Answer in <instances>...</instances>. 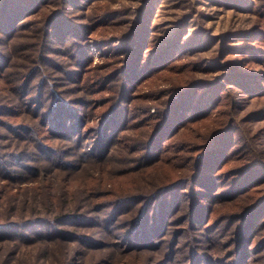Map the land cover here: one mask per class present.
<instances>
[{
    "label": "trees",
    "instance_id": "1",
    "mask_svg": "<svg viewBox=\"0 0 264 264\" xmlns=\"http://www.w3.org/2000/svg\"><path fill=\"white\" fill-rule=\"evenodd\" d=\"M76 1L81 2L82 0H66L65 3L62 2L63 4L59 9H55L50 15L39 18L38 21H33L35 24L41 23L39 28L42 27L41 29L44 32L42 38L45 40L43 42L45 48L54 50L51 47L52 45L47 42L53 43L55 39L63 40L65 31L70 27L77 30H72L71 33L85 32L84 30L92 29L98 23L109 26L111 22L115 21L113 19L119 15L116 11L107 9L98 15L96 13L93 16L90 14L95 23L70 25L72 20L66 16L64 7L67 8V3H76ZM248 1L245 3L241 0H232V4L255 11L258 15L255 23L250 27H241L226 32L224 40L214 47L208 45L204 40V33L201 32L200 26H197L190 33L187 32L188 18H183L181 22H177L178 24L176 22L172 23L165 30L164 35H159L156 41L154 39L152 42L147 41V43L150 25L146 17L144 21L143 18L138 17L134 22V24L136 22L138 24L132 27V31L114 34L115 31L110 30L111 33L107 34L108 38H104L105 41L99 40L103 44H97L94 46V50H98L102 56L117 58L120 63L116 67L118 70L113 71V73L116 72L115 74H104L101 78L109 87L111 85L116 86L114 84L115 79L124 82L112 98L111 104L101 113L97 125L89 128V130L92 129L90 132H93L90 137L89 130L88 135L87 133L78 135L87 123L82 121L83 115L80 112V108L84 105L76 106L74 104L84 101L81 100L82 98L60 99L56 90L51 87L53 90L50 91L49 88L48 90L49 93L53 94V100L49 103L47 109H43V102L40 97L44 93V87L48 86L49 83V75L44 74L46 69L38 64L31 69L27 67L25 75H23L22 64H19V67L14 62L13 52L15 53V50L10 47L8 40L14 43L15 38L21 36L22 27L25 25L24 18L35 12L36 8L45 3L46 0H0V34L1 37L7 40L4 44L5 47L0 49V80L3 79L5 82L8 80L10 83L2 89L1 93L3 99H11L14 102L6 105L0 101V114H2L0 116L3 117L4 114L12 117L22 115V102H25L29 104L23 105L24 112L32 113L30 115L38 117L43 122L41 129H39L21 122L11 123L10 120H7L8 118L1 120V124L6 128L5 133L1 134L4 136L7 133L6 139L14 136L13 139L17 141L15 146H19L14 149L15 151H0V179L15 180L0 183V204L7 205L5 210L13 202L11 191L14 183L18 182L16 181L18 174L22 175V167L29 168L28 162L22 161V155L31 153L32 150L36 154H40L38 152L40 149L45 153V157H51L52 152H56V150H58V154H61V146L63 148L69 146L72 147L73 152L75 151L74 148L78 150L80 156L76 161H73L74 164H77L98 160L103 163L107 159L114 158L113 155L119 150H126L128 154H132L140 148L142 151L138 153L136 160H134L135 163L132 161L134 167L130 169L140 171L149 169L151 166L155 167L157 163H162L164 156L163 144L165 141L168 142L169 139H173V143L171 142L172 145L175 144L173 148H178L183 152L181 155L180 153H174L173 158L183 157L185 159L183 164L187 166V168L182 169V175H178L151 192L126 193L114 200H104L97 205L93 213L88 212L90 208L82 209L81 207L76 210L73 209L72 205H61L52 210L47 208L50 203L47 201V213L45 214L26 219L9 217L6 220V217H0V240H13L18 243L39 242L43 244H48L59 238L63 242L73 240L78 248L71 257H65L62 263L84 264V261L79 258L88 253L91 248L102 247L104 243L99 238L106 234L107 237H112V235L122 237L123 247L131 253L151 252L153 258L157 255L154 264H187L188 261L195 264L198 255L201 254L198 249L199 246L192 240L197 239V237H192L190 242L186 243L189 245L188 251L184 247L181 250V248L178 249L174 245L175 242L178 243V238H180V235L176 233H173L167 245L164 244L167 240L164 239V236L167 232L166 226L169 223L170 216L175 214L180 207L189 206V208L186 207L189 211L187 213L193 215L192 225L195 227V221L203 224L204 217L201 214L210 206V203H216L217 205L230 204L227 210L224 211L225 215H221V218L216 219L213 222L214 225L209 227L216 228L223 220L228 222L238 221V225L232 231L234 235H230L228 249L222 251L223 243H220L221 246L214 249L216 244L213 243L214 238L211 239L212 235L205 236L206 240L212 242V244L209 248L204 249L205 251L211 250L212 255H208V257L213 260H225L224 258H226L228 264H254L252 260H256V254L263 255L260 250L264 248V245H262L264 244V238L263 240H255L256 235L261 233V227L264 226V214L259 217V213L264 208V158L262 157L264 153L262 149L256 146L258 138L256 131L247 130L245 132L241 125L243 123L242 119L237 118L233 113L232 115L230 113L226 114L229 105L236 107L244 100L251 102L253 98L264 96V46L258 44L260 42L258 38L264 37V0H259L254 6L251 4L252 0ZM151 6L152 3L149 8ZM139 18H141V24H139ZM80 27H83L82 30ZM32 33L38 36L34 31ZM250 36H254V39L249 38ZM228 40H235L236 42L228 43ZM202 49H212V53L208 57L202 56L199 59H190L184 70L193 72L191 67L195 68L201 65L202 68H198L205 72L203 76H195L189 73L185 82L171 83L168 85L169 87H165L163 93L160 91L157 96H153L152 98L156 102H147L148 104L140 105L135 116L133 113H129V110H131L129 101L134 99V94H132L134 85L143 82L144 79L150 76L162 74L167 68L172 69L180 66V60L188 57V55H197L196 52ZM90 50V48H80L79 52L82 53L79 56L80 66L83 65L84 61L90 59ZM120 53H125V57H117ZM229 53H236L237 55L229 57ZM41 59L50 61V64H53V61L44 57L43 54ZM7 62L12 67H18V69H14L12 72V67L9 64L7 66ZM77 70V73H80V69ZM214 71L216 73L213 74ZM37 73L40 74L39 77L44 76V79L38 84L33 83V78ZM65 73L67 74V71ZM6 74L17 75L13 79L12 76L8 78ZM10 86L11 88L8 90ZM35 88L36 91L31 93V90ZM153 104L155 107H152ZM151 108L154 109L151 110ZM142 113H145L149 118V122L152 121L153 124L149 130L150 132H147V130L145 132L144 138L147 137L146 140L136 142L130 146L129 143H126L127 141H123V136L126 135L124 132L128 122H133L134 117L140 116ZM66 114L67 117L63 118ZM220 114L227 115H225V120H223L224 118L223 121L220 120L219 124L214 125L211 130L209 128L205 131L202 130L198 135L193 134L192 137L185 135L180 138V133L189 129H196L200 123L206 124L207 121L216 118ZM243 118L245 119V117ZM246 118L247 120L264 118V106L251 109ZM22 127L32 134L34 139L32 142L23 141L22 145L25 136L22 133ZM47 128H52L51 131L56 140H62L59 141L61 144L58 147H54L45 141L52 136ZM259 129L264 133V124ZM8 131H11V133L9 134ZM12 131H14V134ZM45 131L46 133H44ZM178 135L181 141H177ZM71 136L74 139L69 138ZM241 138L244 144H247V141H253L249 146L252 149L253 156L249 160H243L242 158H245V156L239 158L241 154H235L238 150H235L233 146L238 145ZM168 144L167 149L172 148L171 144ZM241 148L242 145L239 149ZM109 154L112 156L111 158ZM30 156L33 157L32 154ZM38 157L41 156L34 155L35 159ZM234 158H237L236 161L239 160L240 163L235 167H232L233 165L228 166L229 161ZM68 159L69 157H67V160L61 158L57 162L65 165L66 161H70ZM125 160H129L128 156ZM221 167L222 169H220ZM32 168L30 172L36 174ZM190 168L191 170H189ZM42 178L45 179L46 176H42ZM44 185L47 188V184ZM253 186H256L254 188H260L263 192L248 203L241 202V198H249L250 193L248 190ZM177 189L180 190L178 195L183 197L181 200H185V195L189 194L187 203L182 204L181 200L180 204L177 203L176 199L179 197H175L174 194ZM184 189H190V191L184 192L186 191ZM91 190L92 188L86 187L83 193L90 194ZM170 194L171 196L173 194V198L171 197L172 202L167 199ZM199 195L205 200L203 204L199 203L201 201L197 199ZM54 203L60 204V202ZM125 207L128 208L125 209ZM69 208L73 210H69ZM197 208L200 209L197 210ZM123 213L129 217L121 218L120 216ZM2 214H5V212ZM166 215L170 216L165 217ZM117 218H121V222L115 225ZM226 225L231 227L230 223ZM116 226H125V228L122 232L115 233L114 227ZM184 253H186L185 256H183ZM171 259L175 261H171Z\"/></svg>",
    "mask_w": 264,
    "mask_h": 264
},
{
    "label": "rangeland",
    "instance_id": "2",
    "mask_svg": "<svg viewBox=\"0 0 264 264\" xmlns=\"http://www.w3.org/2000/svg\"><path fill=\"white\" fill-rule=\"evenodd\" d=\"M65 1L66 0H46L45 3L39 5L35 12L24 18L25 25L22 27L21 36L16 37L14 43L10 40H8V42L11 45L10 47L15 50V53L13 52L15 58L14 62L18 66L19 64H22V71H24V73L22 72L23 75H25L27 67H30L31 69L38 64L46 69V73L44 74L49 75V83L48 86L44 87V93L40 97L43 102V109H47L49 103L53 100V94L49 93V90H53L52 88L56 90L60 99L64 98L65 100H71L82 98L81 100H84L79 102V104L74 103L76 106L84 105L80 108V112L83 115L82 121L87 122L82 127L83 130L79 132L78 135L80 133H87L88 135L89 128L97 125L101 113L111 104L112 98L117 94L124 82L120 79H115L114 84L116 86L111 85L109 87L101 78L104 74H111L113 71H117L118 69L116 67L119 66L120 63L119 59L102 56L98 50H94V46L97 44L102 45L103 43L100 41H105L106 39L104 38H108L107 34L111 33L110 30L115 31L114 34L129 32L132 31V27L135 25L137 26L138 22L135 24L134 22L138 17L143 18V21L147 18L150 25V29L147 34V43V41L152 42L154 39V41H156L157 36L159 35H164L165 30L168 29L172 23L181 22L183 18H188L187 20L189 21V26L187 32L190 33L197 26H200L202 29L201 32L204 33V40L208 43V45L214 47L218 46L221 41L224 40L226 32L236 30L241 27H250L253 23H255L258 16L255 11H251L249 8H240L233 5L232 0H230L231 2L229 0H82L81 2L76 1V3H67L68 7H64V10H66V16L72 20L71 23L69 22L70 25L92 24L94 22V18L90 17V14H92V16L95 13L98 15L107 9L109 11H116L119 15L113 19L115 21L111 22L109 26H103L101 23H98L95 24L92 29L85 28V32H73L74 35L71 31L77 30L70 27L68 29L70 31H65V37L63 40L55 39V42L53 43L47 42L52 45L51 47L54 48V50L45 48L43 43L45 40L42 38L44 32L41 29L42 27L39 28L41 23L35 24L33 21H38L39 18H44L46 15H50L52 11L59 9V7L63 4L62 2L65 3ZM241 1L245 3L249 2L248 0ZM252 1L253 2L251 4L254 6L259 0ZM151 3L152 6L149 8ZM147 7L148 9L146 10ZM140 12H142L141 15H139ZM141 18L138 19V21H140L139 24H141ZM82 28L83 27H80L81 30ZM33 31L38 34V36L33 35ZM1 36L2 35L0 34V49H3L7 40ZM249 38L254 39V36H250ZM65 39L67 41H64ZM258 39L260 40L258 44L264 46V37ZM64 42L65 44H63ZM232 42L235 43L236 41L228 40V43ZM81 47L91 49L90 59L88 61H84L82 66L79 64V56L82 54L79 52ZM210 53H212V49H202L199 52H196L197 55H188V57L180 60V66L172 69L167 68V70L162 74L150 76L139 84H136L135 82L136 85L132 88L134 99H130L129 101V104H131V110H129V113L131 112L135 116L137 113L136 110H138L140 105L156 102V100L154 101L152 98L153 96H157V93L160 91L163 93L165 91V87H169L168 85L171 83L185 82L189 73L195 76H203L205 72L200 69L202 68L201 65L198 66L200 68L191 67L193 72H187L184 69L189 64L188 61L190 59H199L202 56L208 57ZM42 54L44 57L51 59L53 64H50V61L41 59ZM125 55V53H120L117 57H125ZM228 55L229 57H234L237 54L229 53ZM8 64L9 63L7 62V66ZM9 66H11V64H9ZM14 69L17 70L18 67L13 66L11 71L13 72ZM77 69H80V73H77ZM66 71L67 74L65 73ZM214 73L216 72L214 71L213 74ZM16 75L6 74L8 78L12 76L13 79H15ZM39 75V73L36 74L35 78H33V83L38 84L44 79V76L39 77ZM9 84L8 80L7 82L3 79L0 80V101L6 105L14 103L11 99H3V94L1 93L2 89ZM36 84L34 85L36 86ZM10 88L11 86L8 90ZM35 91L36 88L31 90V93ZM160 98L162 97L160 96ZM26 104L28 105L29 103L22 102V115L20 116L12 117L6 116V114H4V118L0 116V151L11 152V150L15 151L14 149L19 147L15 146L17 141L16 139H13L14 136L12 138L8 136L10 138L6 139L7 133L6 135L4 134V136L1 134L5 133L6 129L3 127V124H1V120L8 118L7 120H10L11 123L21 122L22 124L35 126L41 129L43 125L42 120L38 117L30 115L32 113L24 112L23 105ZM153 106L154 104L152 107ZM261 106H264V96L253 98L251 102L244 100L236 107L234 105H229L227 106L228 111L226 114L230 113V115H232L233 113L237 116V118L242 119L243 123L241 125L245 129V132L247 130L251 132L256 131L258 135L256 146L257 148L262 149L264 153V133L259 129L262 124H264V118L257 120H247L246 118L251 109ZM153 109L154 108H151V110ZM225 115L220 114L216 118L207 121L206 124L200 123L196 129L193 128L180 133V138L185 135L187 137H192L193 134L198 135V133L200 134L202 130L205 131L209 128L211 130L214 125L219 124L220 120H225L227 116ZM66 117L67 114L63 116V118ZM243 117H245V119ZM69 122H71V120H69ZM152 124V121L149 122V118L145 115V113L134 117V121L128 122L127 124V128L124 132L126 135L123 136V141H127L126 143H129L130 146H132L136 142L146 140L147 137L144 138L145 132L146 130L147 132H150L149 130L151 129ZM51 129L47 128L48 132L52 134V136L44 140L52 144L54 147H58L61 144L59 141L62 140H56ZM91 130L92 129H90L89 132ZM8 132L9 134L11 133V131ZM12 132L14 134V131ZM75 132L76 130L74 133ZM22 133L25 134L23 137L24 139L22 140V145L24 143L23 141L28 140L32 142V140H34L32 134L23 127ZM44 133H46V131ZM92 134L93 132H90L89 136L91 137ZM69 138L74 139L73 136ZM180 138L178 135L177 141H181ZM172 140L173 139H169L168 142L165 141L163 144L164 156L162 158V163H157L155 167L151 166L149 169L142 168L144 170L140 171L130 170L131 167H134L132 161L135 163L134 160H136L138 153L142 151L140 148L132 154H128L126 150H119L115 153V155H113L114 158H111L112 156L109 154L111 159H107V161L103 163L98 160L96 162L86 161L77 164H74L73 161H76L80 156L78 150L74 148L75 151L73 152V150H71L72 147L69 146L67 148H63V146H61V154H58V150H56V152H52L53 154L50 155L51 157H45V153L40 149L38 150L40 154H36L34 150H32L31 153L29 152L22 155V161L28 162L29 168L22 167V175L18 174L17 176L18 179L16 181L18 182L14 183L13 190L11 191V193H13V202L11 203V206H8V209L5 210L7 205L0 204V217H6V220L9 219V217H14L15 219H26L34 217L35 215L45 214L47 213V201L50 202L47 208H51L52 210L57 209L61 205H72L73 209L76 210L81 207L82 209L90 208L88 212L93 213V210L96 209L97 205L104 200H114L118 198V196L126 193L135 194L139 192H151L153 189L171 181L178 175H182V169L187 168V166L183 164L185 162L183 157L173 158L174 153H180L181 155L183 152H181L178 148H173L175 144L172 145ZM252 142L247 141V144H244L243 139L241 138L239 144L233 146L235 147V150H238L235 154H241L239 158L245 156V158H242L243 160L251 159L253 153L249 146H251L250 144ZM168 143L171 144L172 148L167 149L169 145ZM241 145L242 148L239 149ZM31 154L33 157L30 156ZM34 155L41 157L35 159ZM127 156L129 159L128 161L125 160L127 159ZM67 157H69L68 160L70 161H66V163H64L65 165L61 162L58 164V159L63 158L67 160ZM262 157L264 158V156ZM236 160L237 158L230 160L227 165H233L232 167H235L238 163H240L239 160ZM31 167H33L32 169L35 170L36 174H32L30 172ZM220 169H222V167ZM189 170H191V168ZM43 173L45 174L43 175ZM42 176H46V178L43 179ZM12 181L15 180L0 179V183H8ZM43 183L47 184V188ZM86 187L92 188L90 194L83 193ZM254 187L256 186L250 187L248 190L250 193L249 198H241V202L248 203L250 200L254 199L263 192L260 188ZM184 190H186L184 192L190 191V189ZM176 191L177 192L174 194L175 197L180 198L176 199L177 203H179L183 197L178 195L180 194L179 189ZM188 196L189 194H186L184 197L185 200H181L182 204L188 202ZM171 197L173 198V194L172 196L170 194L167 199H170L172 202ZM199 198H201L200 195L197 199L201 201H198L199 203L203 204L205 200ZM53 202H60V204H53ZM219 205L216 203H210L209 207L206 206L207 209L201 214V216L203 215L204 217L203 224L195 221V227L192 225L193 215L188 214L189 211L187 208H189V206H186L187 208L180 207L172 216L166 215L165 217L170 216V219L169 223H167L168 225L166 226L167 232L164 239L166 238L167 240L164 244L167 245L168 240L171 239L173 233H176L177 235H180V238H178V243L175 242L174 245L178 249L181 248L182 250V247H184L188 251L189 245L186 243L190 242V239L195 236L197 239L192 240L194 243L196 242L199 246H197L198 249L201 251V254L198 255V259H196L195 264H228L226 258H224L225 260L210 259L208 255H212L211 250H209V252L204 249L206 247L209 248L212 244V242L206 240L205 236L212 235L213 237H211V239L214 238L213 243L216 244L214 249L221 246L220 243H223L222 251L224 252L227 250L229 246L228 241L231 238L230 235H234L232 232L233 228L238 225V221L228 222L227 220H223L216 228L213 226L212 228H209L210 225H214L213 222L216 221V219L221 218V215H225L224 211L227 210V207L230 204ZM12 206H14V208H12ZM127 208L128 207H125V209ZM73 209L69 208V210ZM198 209L200 208H197V210ZM3 212H5V214H2ZM263 212L264 208L261 213H259V217L261 214H264ZM122 215L120 216L121 218L126 216L129 217L128 215L125 216V213ZM121 218H117L115 225L121 222ZM227 223H230L231 227L226 225ZM114 228L115 233H120L125 226H116ZM85 229L88 230L86 227ZM93 235L95 236V234ZM263 238L264 226L261 227V233L256 235L255 240H263ZM99 239L104 243L102 247L91 248L88 253L79 258L84 261V264H154L156 262L157 255L153 258V256H151L153 255L151 252L136 254L127 251V249L125 250L123 247L124 242L122 237H115L113 235L112 237H107L106 234H104L103 236H100ZM77 248L78 246L73 240L63 242L61 238L48 244L39 242L18 243L13 240H0V264H64L62 263V260L65 257H71ZM260 253L263 255L260 256V254H256V260H252L254 264H262L264 262V248L263 250H260ZM185 255L186 253L183 254V256ZM171 261L175 260L171 259ZM187 264H191V261H188Z\"/></svg>",
    "mask_w": 264,
    "mask_h": 264
}]
</instances>
